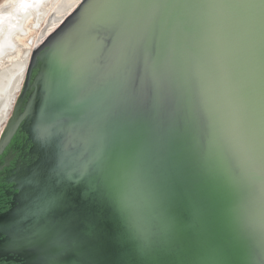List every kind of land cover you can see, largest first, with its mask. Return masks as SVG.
<instances>
[{"label":"water","instance_id":"obj_1","mask_svg":"<svg viewBox=\"0 0 264 264\" xmlns=\"http://www.w3.org/2000/svg\"><path fill=\"white\" fill-rule=\"evenodd\" d=\"M239 2L59 1L0 132V264H264V25Z\"/></svg>","mask_w":264,"mask_h":264},{"label":"bare ground","instance_id":"obj_2","mask_svg":"<svg viewBox=\"0 0 264 264\" xmlns=\"http://www.w3.org/2000/svg\"><path fill=\"white\" fill-rule=\"evenodd\" d=\"M59 1L4 0L0 4V61L17 57L18 36L24 29H26L25 34H27L30 27L38 25L46 16L47 20L57 7ZM32 42L33 40L28 49L22 54L24 62L22 60L14 61L12 68L6 70L2 68L0 71V124L7 119L9 108H12L14 100L22 86L26 65L35 45Z\"/></svg>","mask_w":264,"mask_h":264},{"label":"rangeland","instance_id":"obj_3","mask_svg":"<svg viewBox=\"0 0 264 264\" xmlns=\"http://www.w3.org/2000/svg\"><path fill=\"white\" fill-rule=\"evenodd\" d=\"M2 1H0V2H2ZM48 14H50V13H48ZM46 18H47V16L45 17L44 20H41L38 25H34L33 27H30V29H28L27 34L22 35V36H20V35L18 36V38H17V41H18L17 42L18 43L17 57L10 59V60L4 59L5 61H0V71L2 70V68H4L5 70L8 68H12V63L14 61L22 60L24 62V60L22 59V54H24V52L28 49L32 40L34 43L36 42L37 37L40 35L42 26H43L44 22L46 21ZM31 46H32V44H31ZM10 109L11 108H9L8 114L10 113ZM4 124H5V120L2 121L0 124V132H1L2 128L4 127Z\"/></svg>","mask_w":264,"mask_h":264},{"label":"snow or ice","instance_id":"obj_4","mask_svg":"<svg viewBox=\"0 0 264 264\" xmlns=\"http://www.w3.org/2000/svg\"><path fill=\"white\" fill-rule=\"evenodd\" d=\"M186 7H192L197 8L199 5H186ZM236 7L241 9H253L258 10L261 14L259 18L253 17L248 20L249 26H253L257 23L264 25V0H241V2L236 4ZM113 26H116L119 24V18L114 17L111 18L109 21ZM264 98V97H262Z\"/></svg>","mask_w":264,"mask_h":264},{"label":"crops","instance_id":"obj_5","mask_svg":"<svg viewBox=\"0 0 264 264\" xmlns=\"http://www.w3.org/2000/svg\"><path fill=\"white\" fill-rule=\"evenodd\" d=\"M0 1H2V0H0ZM3 1H4V0H3ZM3 1H2V2H3ZM2 2H0V4H1Z\"/></svg>","mask_w":264,"mask_h":264}]
</instances>
